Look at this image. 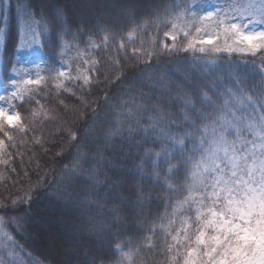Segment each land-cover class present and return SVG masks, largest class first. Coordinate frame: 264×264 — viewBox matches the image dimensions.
Returning a JSON list of instances; mask_svg holds the SVG:
<instances>
[{
	"label": "snow or ice",
	"instance_id": "obj_1",
	"mask_svg": "<svg viewBox=\"0 0 264 264\" xmlns=\"http://www.w3.org/2000/svg\"><path fill=\"white\" fill-rule=\"evenodd\" d=\"M112 7V21L90 28L64 0H0V44L7 52L14 31L15 62L6 64L19 77L5 83L13 91L0 95V166L15 163L10 129H28L13 101H35L39 110H30L29 118H48L35 97L50 84L57 97H76L101 82H122L125 65L135 71L129 60L150 66L154 58L190 54L189 61L175 63L198 72L199 79L183 75L196 99L176 85L183 107L174 117L155 94L158 88L172 96L174 82L161 78L147 92L128 90L103 139L90 142L91 129L81 135L65 127L69 149L76 148L69 163L58 173L50 169L51 180L48 172L38 174L22 194L0 200V264H42L29 245L78 244L89 237L99 243L96 254L83 251V264H143L145 245L159 248L162 264H264V0H112ZM148 29L153 34L145 40ZM57 49L61 67L45 59ZM97 51L101 59L92 54ZM26 53L40 63L18 66ZM102 59L114 65V77L101 70ZM132 79L143 82L142 75ZM105 99L112 97L105 93ZM91 111L95 118L97 110ZM89 143L95 145L91 153L83 150ZM125 145V162L118 163L115 155ZM69 149L61 144L53 150L56 162ZM146 185L167 195L146 194ZM45 198L43 212L34 211ZM126 215L142 222L130 225ZM130 228L148 235L134 238L126 234ZM75 251L65 249L67 255Z\"/></svg>",
	"mask_w": 264,
	"mask_h": 264
},
{
	"label": "trees",
	"instance_id": "obj_2",
	"mask_svg": "<svg viewBox=\"0 0 264 264\" xmlns=\"http://www.w3.org/2000/svg\"><path fill=\"white\" fill-rule=\"evenodd\" d=\"M68 4L73 14L82 17L85 23L91 28L97 24V21L104 20L112 21L116 16V9L112 7V0H64ZM167 0H143L145 5L164 3ZM37 5H39L40 0H36ZM153 34L152 29H148L144 33V39L147 40L148 36ZM97 43L100 42L101 37L95 35L93 37ZM30 39V37H29ZM43 40L44 37L42 36ZM66 39L71 40L70 37ZM83 43L81 47H85L88 36L85 34L81 37ZM114 48V45H113ZM98 59L103 57V52L97 51L92 53ZM66 55L74 56V51L66 52ZM15 57V33L14 31L10 34L7 52H5L4 45L0 44V85L2 86L1 95H6L8 92L13 91L11 84H8L7 89L5 88V83L11 79H18L16 74L10 71V67L6 64L7 61H13ZM36 56L33 54L26 53L21 57V62L18 66L20 67H31L33 64L40 63L36 60ZM45 59L57 67L63 66V61L59 55V49L56 52L49 51ZM112 59H117V57H112ZM191 55L178 54L177 56H161L159 59H153L150 62V66H145L142 64H137L134 60H129L128 64L135 67V71H130L125 65V62L121 60V64L125 65V71L127 72V78L123 79L122 82H117L114 85L108 86L101 82L95 87H92L90 91L77 92L76 97L70 95L56 96L55 89L53 85H49L47 89L36 95L35 99L44 105L45 108L49 110V117L45 118L43 115L38 116L34 120L30 119V110H39V105L33 101L32 103H23L19 101H13L17 105V110L21 112L24 118V123L28 125L26 131H20L17 128L10 129L11 134L14 137L15 148L10 149L13 152L15 163L9 167L0 166V173H3V177L0 178V200H7L11 197H15L18 194H22L27 190L30 184H34L37 181L38 174H43L48 172L49 175L47 179L51 180L53 173L50 169H55L58 173L64 164H68L75 154L76 148L71 147L69 149L68 137L66 132L63 130L65 127H71L74 130H78L81 135L91 129L94 135H90L88 140L95 141L97 139H103V133H105L109 127H111L110 118L115 115V109L120 107L121 99H128L127 92L130 89H142L147 92L149 88H155L156 82L161 78L170 79L173 83V94H169L162 89H156V97L160 101V106L164 107L166 110H171L174 117L179 115L180 109L183 107L182 99L177 95L176 85H181L183 91L188 92L193 95L195 100V94L192 93L191 88L184 87V74H190L193 79H199L198 72L193 69L190 64L187 63H175L176 60L179 61H189ZM27 61V64L24 63ZM75 64H73V68ZM7 68V70H6ZM102 71H107L110 77H114L117 72L113 64L109 63L107 59H102ZM179 70V71H177ZM211 71V70H210ZM47 75V73H42ZM143 76V82L134 81L133 76ZM225 82H228L227 69H224ZM258 80V77L254 78ZM101 81H103V76H101ZM105 93L112 97L111 100L106 102ZM85 97L86 102H82L79 97ZM215 98V97H214ZM59 99L65 101L64 105L58 103ZM5 106H7L5 104ZM91 109H96L95 118ZM56 119H52V117ZM37 138H43L48 141L43 145L36 144L35 140ZM63 144L66 149H69L68 155L59 160V158L54 156V151L59 150V146ZM94 143H89L88 148L83 149L91 153L94 149ZM45 149H48L45 152ZM127 149H121L116 153L115 159L118 163L125 162L122 158L121 153ZM111 158V157H110ZM131 167V164H129ZM14 167L15 172L10 169ZM131 181L125 183V187L130 185ZM145 193L150 194L153 197L157 195H167L159 187H154L152 185H146ZM48 201L47 199H42L37 205H33L34 211L42 213L45 209ZM23 207V206H22ZM155 211V209H153ZM128 224H138L142 221L137 218L135 221L129 219L125 216ZM116 230L115 228L113 229ZM127 235L134 238H142L148 235L146 231H138L136 228H130L126 232ZM21 244H24V239L18 237ZM99 243L94 237H89L82 240L78 244H70L67 241L59 243L57 246L52 247L43 241L37 242L33 245H29L28 252L31 253L33 260H39L42 264H83L86 257L83 254L84 250H87L89 255L96 254V245ZM66 248L76 249L75 253L72 255H67L65 252ZM106 255V253H105ZM141 259L143 264H162L164 261V256L160 252L159 248H153L149 245H145L141 251Z\"/></svg>",
	"mask_w": 264,
	"mask_h": 264
},
{
	"label": "rangeland",
	"instance_id": "obj_3",
	"mask_svg": "<svg viewBox=\"0 0 264 264\" xmlns=\"http://www.w3.org/2000/svg\"><path fill=\"white\" fill-rule=\"evenodd\" d=\"M36 60L39 61L37 58ZM1 92H2V86L0 85V95H1Z\"/></svg>",
	"mask_w": 264,
	"mask_h": 264
}]
</instances>
